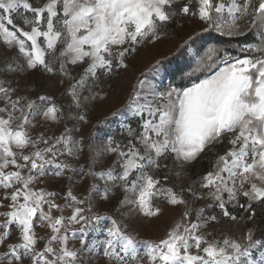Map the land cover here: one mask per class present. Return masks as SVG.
I'll return each instance as SVG.
<instances>
[{
  "label": "snow or ice",
  "instance_id": "6c2138e0",
  "mask_svg": "<svg viewBox=\"0 0 264 264\" xmlns=\"http://www.w3.org/2000/svg\"><path fill=\"white\" fill-rule=\"evenodd\" d=\"M21 8L23 25H18L14 14ZM185 18L199 23L200 32L222 36L247 35L255 29L259 43L242 47L235 56L209 46L197 56L195 70L202 77L191 86L154 89V102L137 105L136 115L147 112L151 118L143 121L138 134L126 128V145L110 136L101 148L87 145L96 156L115 154L116 159L103 172L93 170L95 158L87 171L81 165L82 179L104 181L103 190L93 184L84 199L69 188L59 204L58 193L35 185L62 177L66 170L76 171L57 158L80 153L85 138L74 140L67 128L55 138L33 136L37 117L58 122L63 115L60 107L49 95L38 96L39 103L27 95L14 97L17 89L0 81V209H5L0 211V246L7 247L0 252V264H24L26 259L30 264H80L82 251L100 245L107 264H264V239L255 238L254 223L255 206H264V0H231L227 7L216 0H43L37 6L30 0H0V44L15 48L29 70L68 77V64L86 65L68 91L81 110L74 118L88 124L92 103L106 99V94L93 91L101 76L127 70L128 58L140 46L162 43L169 27L179 26ZM193 39L189 34L176 51ZM160 63L157 59L153 67ZM225 141L230 147L219 154L217 147ZM209 153L216 157L212 169L194 184L166 187L152 174L168 169L162 161L171 155L180 180L185 166ZM168 179L164 175L163 180ZM117 189L124 193L119 207H128L122 215L152 219L163 215L165 208L182 209L163 239L144 241L143 254L137 250L136 236L112 217H107L111 223L103 229L106 239L88 243L89 232L101 231L100 221L105 219L93 213V193L107 201ZM188 196L211 199L233 224L245 221L254 226L239 238L227 233L217 237L205 229L218 217H206L204 208L194 210ZM229 204L239 214H233ZM69 208L71 214L63 215ZM13 227L18 242L8 243ZM37 227L46 228V236H39ZM41 240L43 248L38 249ZM75 240L80 248L69 247ZM254 249L260 250L258 255Z\"/></svg>",
  "mask_w": 264,
  "mask_h": 264
},
{
  "label": "rangeland",
  "instance_id": "374dc122",
  "mask_svg": "<svg viewBox=\"0 0 264 264\" xmlns=\"http://www.w3.org/2000/svg\"><path fill=\"white\" fill-rule=\"evenodd\" d=\"M30 2L34 6H37L42 4L43 0H30ZM216 2H223L225 7H227L231 3V0H216ZM23 12L24 10L21 8L14 14L15 23L18 25H23L21 15ZM28 15L30 18L31 14ZM193 30L200 32V24L194 20L185 18L179 22V26L172 25L169 27L168 37L162 43L155 46H140L139 51L128 58L129 67L127 70L115 69L113 75L110 77L101 76L96 82L99 86L94 87L93 91L101 95L106 94V99L102 102L92 103L87 113L88 124H83V122H79L74 118L81 110L73 105L72 97L68 91L71 85L80 79L86 65L68 64L66 66V70L69 73L68 77H62L58 72L55 75L47 74L42 69L29 70L26 68L23 56L15 48H7L0 44V81L4 82V86L17 89L13 94L14 97L17 95H27L29 99L37 100V103H39L37 98L40 95L52 96L63 114L58 122L44 121L37 117L36 127L31 130L33 136L43 133L46 139L55 138L60 136L65 128H67L71 130L69 134L74 140H81L82 137L85 138L84 143L86 146L83 147L80 153L74 156L62 155L57 158L58 162H66L73 169H76V171L66 170L62 177H49L45 183L37 184L35 187L45 188L47 191L58 193L56 202L59 204L64 203L63 197L69 188L80 199H84L88 195L93 184L103 190L104 181L102 179L92 176H85L82 179L83 173L79 169L81 165H84L85 171H87L89 163L95 158L93 170L96 172L107 171L113 167L116 155L96 156L95 151H90L87 145H91L92 149L101 148L109 136L116 142L126 145L129 139L126 128L131 127L138 134L142 131L141 125L143 121L151 118L147 112L136 115L135 110L137 105L154 102L156 99L152 95L154 89L156 91H164L169 85L183 88L191 86L197 77H202L203 73L195 70L197 56L203 55L209 46H214L235 56L240 54L239 50L242 47L259 43L255 29L247 35L232 37L222 36L216 32H209L207 35L205 32H200L197 36ZM189 34H193L194 39L189 42V45L177 52V47L187 39ZM40 42L43 43L42 38H40ZM170 57L174 59V63L169 62L162 66L161 62L158 66L152 68L157 59L163 61ZM56 68H59L58 64ZM194 70L195 74L193 75ZM60 80H63V83H60ZM140 81H143V85H141ZM91 83L89 81V85ZM0 106H3L2 101H0ZM113 113L116 114L113 115ZM75 129H80V131H75ZM52 142L54 140H50V143ZM40 147H44V145L41 144ZM58 147L62 148V145ZM162 163H167L168 169L153 170L152 174L160 178L166 187L177 183L187 186L199 181L201 177L192 172V168L196 162L185 166L180 180L175 175L179 169L176 168L171 155L166 160H163ZM164 175H168L169 177L167 182L163 180ZM195 186L198 188V184ZM224 196L227 199V193ZM123 198L124 193L120 189L116 190L114 196L110 194V198L107 201L101 200L98 194L93 193L91 198L93 213L105 217V219L100 221L101 231L89 232L87 237L89 244H92L93 241L99 242L106 239L103 229L110 226L111 222L107 217H112L120 222L122 226L126 225L127 231L132 232L136 236L137 250L143 254L145 250L144 241L158 242L160 239H163L167 231L179 220L182 214L181 208H165L163 215L152 219H145L138 215H122V213L128 212V207H119V201ZM188 199L194 210L204 208V215L206 217L211 215L218 217L217 221L210 222L209 226L205 229L207 232H214L217 237H221L222 234L227 233L239 238L248 228L254 226L253 222L239 221L233 224V222L225 219L221 214V210L216 207L215 202L211 199L193 200L191 196H188ZM228 208L233 210V214H236V211L239 210L233 208L231 204L228 205ZM4 210L0 209V211ZM54 214L59 215L60 213ZM70 214V208L63 213L65 216ZM262 215L264 218L263 207ZM192 218L195 219V211L192 213ZM0 219L3 218L0 217ZM93 223L95 224V222ZM254 223L257 227L258 220H255ZM36 232L39 236H46L48 230L37 227ZM256 233L258 234L257 229L255 230V238L264 239V232H262V237L256 236ZM16 242H18V231L13 227L8 243ZM43 243V240L39 242L37 245L38 249L43 248ZM72 246L80 248L79 241H70L69 247ZM4 251H7L6 245L0 246V252ZM259 251V249H254V255H258ZM79 255L80 264H107L106 258L103 256L102 245L99 247L94 246L93 251H82ZM24 264H30L29 260L26 259Z\"/></svg>",
  "mask_w": 264,
  "mask_h": 264
},
{
  "label": "trees",
  "instance_id": "16d2710c",
  "mask_svg": "<svg viewBox=\"0 0 264 264\" xmlns=\"http://www.w3.org/2000/svg\"><path fill=\"white\" fill-rule=\"evenodd\" d=\"M209 34V32H206V35ZM174 59H172V57L161 61L162 66L166 63H174L173 61ZM155 68V67H152ZM227 147H230L229 145H227V141H225V143L223 145H220L217 147V152L219 154H223L224 151H226ZM215 154L214 153H209L208 155L204 156L201 159H198L195 163V165L192 168V172L195 175H199L202 176L203 174H205L207 171H210L212 169V164L215 162ZM215 204V203H214ZM262 207L264 208V206H259L256 205V218L255 220H258V225L256 227L258 234L256 233V236L258 237H262V232H264V218L262 215ZM231 212H233V210L229 209ZM239 211H236V214H239ZM264 235V234H263Z\"/></svg>",
  "mask_w": 264,
  "mask_h": 264
}]
</instances>
